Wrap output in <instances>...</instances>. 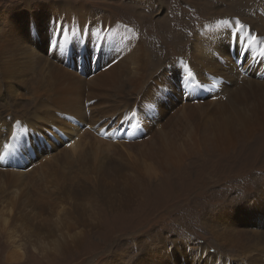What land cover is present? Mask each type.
<instances>
[{
    "label": "bare ground",
    "instance_id": "1",
    "mask_svg": "<svg viewBox=\"0 0 264 264\" xmlns=\"http://www.w3.org/2000/svg\"><path fill=\"white\" fill-rule=\"evenodd\" d=\"M133 1L132 10L139 17L148 12L149 23L150 13L168 12L142 28L156 39L149 42L140 23L134 28L119 22L108 9L93 22L98 10L83 2L23 0L0 9L5 261L23 260L29 246L46 261L67 258L81 246L86 232L79 227L94 225L91 207L128 210L147 194H154L149 201L155 206L154 198L162 194L160 201L169 206L179 199H164L170 198L166 188L176 187L173 179L190 192L212 179L217 184L210 176L199 178L201 164H210L213 152L243 148L232 161L245 157L238 166H247L255 150L246 142L264 139V34L241 27L237 17L225 24L209 19L217 13L209 1L189 12L176 0H170L171 8L163 0ZM228 9L223 11H233ZM197 19L200 26L189 38L184 25ZM61 157L58 166L54 160ZM155 182L149 192L146 184ZM208 185L197 192L200 200L213 189ZM260 185L204 214L213 237L236 254L213 257L204 245L165 234L153 250L139 244L141 252L130 264H226L227 257L264 264V249L257 248L264 246V180ZM248 237L255 242L248 244ZM126 253L116 256L123 259Z\"/></svg>",
    "mask_w": 264,
    "mask_h": 264
},
{
    "label": "rangeland",
    "instance_id": "2",
    "mask_svg": "<svg viewBox=\"0 0 264 264\" xmlns=\"http://www.w3.org/2000/svg\"><path fill=\"white\" fill-rule=\"evenodd\" d=\"M22 1L23 0H0V9L3 8L4 5L5 7H8L10 5L11 7H13L15 4H18ZM42 1L63 2L64 0ZM72 1L83 2L85 5L97 9L98 13L91 16V20L93 22L99 19V16L102 14L103 9H108L114 19L118 20L119 22L121 21L124 24H128L134 28H140L141 26V30L142 28L144 29V27L145 29H147V25H151L152 23L161 19V17H165L168 13L165 11H154L153 13H150L151 15L149 14L150 17L148 18L151 22L149 23L145 18L148 12H142L143 17H139L140 12L136 13V10H132V6H134L135 3L133 0ZM163 1L166 2L168 8H171L170 0ZM202 1H209L213 3L214 10H217V13H214L212 16H207L209 19H213L215 22L222 21L225 24L229 23L232 17H237L239 18L238 24L241 27L249 26V28L253 29L256 34H264V0H176L175 4L179 9L189 12L191 11L193 5H196L198 4V2ZM226 8L232 9L233 11H223ZM124 15L126 16L124 17ZM128 16L130 18H128ZM133 16L138 18L136 19ZM202 17L205 18V16L203 15ZM125 19H134V22L129 23L130 21L127 22ZM191 24L186 23L184 25L186 27L191 26L190 28L185 27L184 29V32L186 31L185 33L189 35V38L195 27L198 25L200 26V20L197 19L191 21ZM161 29L164 28H158L159 31H161ZM142 32L141 34H143L146 37V40H148L149 42L151 41V38L156 39V37H150L149 34H145L144 32ZM155 32L156 30L154 32L152 31L151 34L155 35ZM154 41H156L154 42L157 44L156 47L161 46L158 40ZM188 45L189 42L187 43V45H180L175 49L174 52ZM169 49L172 50L173 47L169 46ZM46 53H48V51ZM166 59H169V61H171L173 57L168 55ZM9 100L11 99L9 98ZM246 145L255 150L253 151V155L249 159V165L247 166H238L246 160L245 157H240L239 159L232 161L237 156V153L239 151H242L243 148H239L237 146V150H233L228 154H221L213 152L211 150V152L214 153L211 163L214 162V164L210 163L208 165H204V163H202V175L199 176V178L205 180L206 177L210 176L216 179L215 182H220L215 184L214 180L212 179L211 181H207V183L203 184L201 187L205 186L206 188V185L210 184L207 188L212 187L213 189L208 192L201 200L197 197L199 195V193L197 192H199V189L201 187L195 189L196 192H190L189 190L184 188H188V185H183V183H181L180 181L178 182V180L173 179V181H171V184H175L176 187L175 189H169V187L166 188L168 191L167 196H169L170 198L169 200H167L166 198L164 199L166 203L172 200L173 198L171 197L174 195L178 196L179 199L171 205L169 204V206H164L165 203H163V200L160 201V199L163 198L162 194H160L159 196L156 195V197L154 198V202L157 206L153 205V201H149V198L151 196H154V194H151L150 196H148L147 194L142 200H137L133 208H130L128 210L122 209V211H117L112 207H109L108 209L104 207L94 209L91 207V215L95 216L93 217L95 219L94 225L89 226L87 222L83 226L79 227V231L86 232L82 237L81 246L78 249H73V254L69 255L67 258L57 257L55 260L48 259L46 261L42 259L37 253H35V251H33V248H30L29 246L27 249L25 248L26 256L23 260L14 262L5 261L2 258V254L4 255L7 249H9L7 248L4 240L7 232L0 225V248L3 249L0 250V264H130V259L138 256V254L141 252L137 248L139 247V244L143 245L144 242L148 247L147 250H153L154 246L161 242L160 238H162L163 235L165 236V234L167 237L174 235L173 238L176 237L175 239L178 238L177 240L179 241L188 239L191 241L190 246L193 243L204 245L209 249L208 252L213 257L216 255L218 256V252L229 254L233 253L231 251H234V253L236 254V249L228 251L227 249H230L231 247L227 246L224 241L216 240L213 237L212 229L214 227L213 225H211L212 222L205 220L209 219V217H206V215L204 214L210 212L209 210L213 212V208H217L219 204L222 201L224 202V200L226 199L244 197L248 194H253L262 186L260 185V182L261 180H264V139L262 137L259 138L257 145L255 143L253 144L252 141L246 142ZM243 155L246 156V154ZM54 161L58 166L63 165L64 162L62 157L57 158ZM191 161L192 160H190L188 163L190 164ZM188 163L187 165H189ZM212 165L215 166V171L210 173L207 171V167L211 168ZM9 169H11L10 166H4V170ZM146 185V188L149 189V192H152L154 187L157 186V183L155 182L154 184ZM179 190L181 193L179 192ZM146 192L148 191L146 190ZM209 193H212L211 198L207 197V195H210ZM194 194L197 195L195 196ZM158 203L163 204L158 205ZM158 206L163 208H159ZM150 211H153L154 213H149ZM209 215H211V213H209ZM35 219L37 218L35 217ZM216 226L219 228V230L227 229V227L224 225L216 224ZM234 228V226L229 228L231 233H234ZM261 229L263 230V228ZM252 230L254 232H257L256 229ZM36 233L40 239H42V237L44 238L45 232L37 230ZM86 235L87 240L84 241ZM254 238L255 237H248L247 243L250 244L252 242H255ZM257 248L263 250L264 246L263 244H260ZM121 252L129 253L123 255V259H119L116 256V253L118 254ZM227 259H229V261L226 264H244L239 261L238 258L227 257ZM176 264L184 263L177 262Z\"/></svg>",
    "mask_w": 264,
    "mask_h": 264
},
{
    "label": "snow or ice",
    "instance_id": "3",
    "mask_svg": "<svg viewBox=\"0 0 264 264\" xmlns=\"http://www.w3.org/2000/svg\"><path fill=\"white\" fill-rule=\"evenodd\" d=\"M193 73L191 71L188 72V76L191 77Z\"/></svg>",
    "mask_w": 264,
    "mask_h": 264
}]
</instances>
